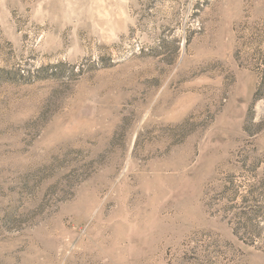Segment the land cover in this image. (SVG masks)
<instances>
[{
  "label": "rangeland",
  "instance_id": "374dc122",
  "mask_svg": "<svg viewBox=\"0 0 264 264\" xmlns=\"http://www.w3.org/2000/svg\"><path fill=\"white\" fill-rule=\"evenodd\" d=\"M0 264H264V0H0Z\"/></svg>",
  "mask_w": 264,
  "mask_h": 264
}]
</instances>
